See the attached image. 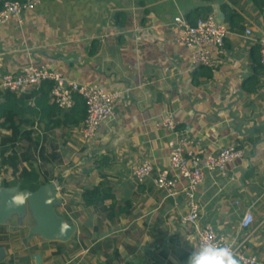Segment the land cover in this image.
Here are the masks:
<instances>
[{"label": "crops", "instance_id": "obj_1", "mask_svg": "<svg viewBox=\"0 0 264 264\" xmlns=\"http://www.w3.org/2000/svg\"><path fill=\"white\" fill-rule=\"evenodd\" d=\"M210 15L229 35L216 65L198 67L178 43L174 20ZM262 37L264 2L256 7L253 0H43L21 23L0 26V79L34 64L71 82L121 93L113 116L84 141L83 123L71 127L40 119V94L32 91L27 103L37 114L28 119L50 155L45 170L64 178L65 185L56 183L63 186L73 234L68 242L47 241L31 233L33 223L30 234L20 236L25 240L14 238L11 248L3 247L0 264H186L198 247L194 227L183 223L189 212L186 183L171 172L179 180L177 197L154 184L169 170L170 143L177 137L163 125L168 115L189 139L187 155L205 159L228 147L244 149L245 157L227 175L205 172L196 192L199 226L244 243L243 253L264 264ZM144 162L153 166L152 177L137 184L131 172ZM103 181L115 207L86 208L83 188ZM247 211L254 224L242 230ZM24 221L10 219L8 234L14 229L16 235Z\"/></svg>", "mask_w": 264, "mask_h": 264}, {"label": "built area", "instance_id": "obj_2", "mask_svg": "<svg viewBox=\"0 0 264 264\" xmlns=\"http://www.w3.org/2000/svg\"><path fill=\"white\" fill-rule=\"evenodd\" d=\"M43 3V0H29L25 4L7 2L0 10V26L16 20L22 21L24 13L34 11ZM174 25L180 29L178 43L186 47L191 54L192 63L198 67H214L216 57L225 47L228 29L210 15L197 18L190 23L182 17L175 18ZM247 36L252 32L248 30ZM259 46L260 64L264 68V37L257 41ZM44 83H51L50 103L62 111H71L75 105V97H80L87 108L86 118L81 131L84 141L91 140L101 129L105 122L113 116L114 105L121 93L107 92L103 88L84 86L66 80L62 75L48 70L44 66L31 64L19 74H9L0 79V92H9L16 95H24L32 89H39ZM163 125L177 136L171 141L173 150L168 171L161 172L154 184L158 190L169 197H177L179 180L171 176V172L178 173L180 179L185 181L182 193L187 200L189 212L183 219V223L194 227L197 234L198 246L213 242L229 248L238 264H260L256 257H249L243 253L244 243L240 241H227L219 237L210 226H199L200 206L196 201V192L202 184L206 171L219 172L227 175L229 167L245 157V151L241 147H228L216 155L203 159L198 154L185 152V146L189 143L187 136L177 132V124L172 115H168ZM191 143V142H190ZM153 166L150 162L136 166L132 169L131 177L137 184H143L152 177ZM58 195L62 192L61 186L54 182ZM254 224V216L247 211L241 220L240 228L249 230Z\"/></svg>", "mask_w": 264, "mask_h": 264}, {"label": "trees", "instance_id": "obj_3", "mask_svg": "<svg viewBox=\"0 0 264 264\" xmlns=\"http://www.w3.org/2000/svg\"><path fill=\"white\" fill-rule=\"evenodd\" d=\"M28 1L0 0V10L7 2L25 4ZM253 1L256 7L261 6L264 2V0ZM51 87V83H44L39 89H32L28 94L21 96L0 92L4 98V102L0 103V136H2V132L8 133L0 138V188H11L19 184L22 190L35 192L46 183L62 181V176L59 175L58 180L57 177L54 179L48 174L49 170H45V165L49 163L47 157L50 155L40 144L41 137L34 130V123L28 119L37 114V109L31 108L27 102L33 94L32 91L40 94V98L35 101V106L41 110L39 118H56L57 122L63 120L64 126L71 127H78L84 122L87 108L84 101L76 96L75 105L71 111L59 110L50 103ZM30 92L32 93L29 94ZM8 172L12 173L11 176ZM63 185L65 184L63 183ZM96 185L92 183L83 188L81 196L85 207L99 208L105 206L106 203H112L108 207L109 209L105 206V210L112 211L116 204L113 194L108 192L111 189L105 188L108 185L104 181ZM62 217L68 220L64 213ZM6 240H10V235L5 233L4 226H0V243ZM0 247L3 248L1 245Z\"/></svg>", "mask_w": 264, "mask_h": 264}, {"label": "water", "instance_id": "obj_4", "mask_svg": "<svg viewBox=\"0 0 264 264\" xmlns=\"http://www.w3.org/2000/svg\"><path fill=\"white\" fill-rule=\"evenodd\" d=\"M59 200L54 182L46 183L35 192L22 190L19 184L0 188V226L5 225L13 215H24L29 209L36 223L31 233L47 241L68 242L72 238L73 226L58 215ZM4 256L5 250L0 247V261Z\"/></svg>", "mask_w": 264, "mask_h": 264}, {"label": "clouds", "instance_id": "obj_5", "mask_svg": "<svg viewBox=\"0 0 264 264\" xmlns=\"http://www.w3.org/2000/svg\"><path fill=\"white\" fill-rule=\"evenodd\" d=\"M186 264H237L229 248L209 242L191 251Z\"/></svg>", "mask_w": 264, "mask_h": 264}, {"label": "rangeland", "instance_id": "obj_6", "mask_svg": "<svg viewBox=\"0 0 264 264\" xmlns=\"http://www.w3.org/2000/svg\"><path fill=\"white\" fill-rule=\"evenodd\" d=\"M2 134H3V132H2ZM2 136H0V138H1ZM32 152H33V150H32ZM37 157V156H36ZM65 169V168H64ZM8 174L11 176V172H8ZM48 174L50 175V176H52L54 179H56V177L54 176V171L53 170H49L48 171ZM59 175L60 174H58V177H59ZM58 177H57V180H58ZM61 177V176H60ZM57 180H55V181H57ZM63 180H64V178H63V176H62V181H59L58 180V182H60V184H63ZM62 186V185H61ZM63 187V186H62ZM60 196H61V199H60ZM59 202H58V204H57V210L59 211V212H61L62 214L64 213L65 214V210H67V207H68V204H67V201H66V198L63 196L62 197V194H61V192H60V194H59ZM32 217V218H31ZM12 221H16V219H18V220H25V219H27V221H24L25 223L24 224H21V225H19V226H16L15 228H18L19 229V232H17V234L15 235V234H12L13 233V231H14V229L12 230V232H11V234H8L9 232H8V228H6L7 226V224L6 225H3L4 226V230H5V233L6 234H8V235H10V240H6V241H8V242H6L5 241V243L4 244H2L3 245V247H5V249L6 250H8L9 248H11V245L14 243L13 241L15 240L14 238H18V239H22V240H25L23 237H20V236H25L26 234H30V232H31V228H32V225H33V223H35V219H34V216H32V214H31V212H30V210L29 209H27L26 211H25V213H24V215H13L12 216ZM18 222H21V221H18ZM12 225H13V223H16V222H10ZM10 224V225H11ZM16 232V231H15ZM22 233V234H18V233ZM24 234V235H23ZM20 237V238H19ZM37 237H40V236H37ZM13 242V243H12ZM20 244V243H19ZM52 245H54V242H52L51 243ZM21 245V244H20ZM20 247V246H19ZM54 248V247H53ZM33 249H37V247H34Z\"/></svg>", "mask_w": 264, "mask_h": 264}]
</instances>
